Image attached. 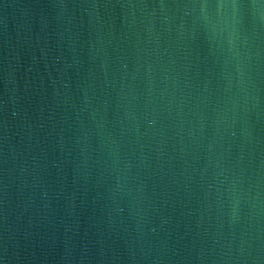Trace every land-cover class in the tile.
Returning a JSON list of instances; mask_svg holds the SVG:
<instances>
[{"label":"water","instance_id":"95a60500","mask_svg":"<svg viewBox=\"0 0 264 264\" xmlns=\"http://www.w3.org/2000/svg\"><path fill=\"white\" fill-rule=\"evenodd\" d=\"M0 264H264V0H0Z\"/></svg>","mask_w":264,"mask_h":264}]
</instances>
